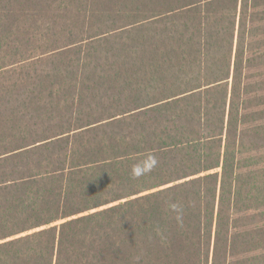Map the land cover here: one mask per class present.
<instances>
[{
	"label": "trees",
	"instance_id": "1",
	"mask_svg": "<svg viewBox=\"0 0 264 264\" xmlns=\"http://www.w3.org/2000/svg\"><path fill=\"white\" fill-rule=\"evenodd\" d=\"M0 264H264V0H0Z\"/></svg>",
	"mask_w": 264,
	"mask_h": 264
},
{
	"label": "clouds",
	"instance_id": "2",
	"mask_svg": "<svg viewBox=\"0 0 264 264\" xmlns=\"http://www.w3.org/2000/svg\"><path fill=\"white\" fill-rule=\"evenodd\" d=\"M132 175H133L134 178H137L139 174L136 173L135 170H133ZM171 210L178 211L179 210V206L176 205V204H172L171 205Z\"/></svg>",
	"mask_w": 264,
	"mask_h": 264
}]
</instances>
